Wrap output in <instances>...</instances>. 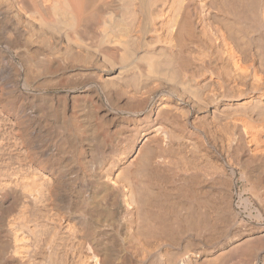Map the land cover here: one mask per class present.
Returning <instances> with one entry per match:
<instances>
[{
    "label": "bare ground",
    "instance_id": "obj_1",
    "mask_svg": "<svg viewBox=\"0 0 264 264\" xmlns=\"http://www.w3.org/2000/svg\"><path fill=\"white\" fill-rule=\"evenodd\" d=\"M1 65L0 264H263V233L189 249L264 183V0H0Z\"/></svg>",
    "mask_w": 264,
    "mask_h": 264
},
{
    "label": "rangeland",
    "instance_id": "obj_2",
    "mask_svg": "<svg viewBox=\"0 0 264 264\" xmlns=\"http://www.w3.org/2000/svg\"><path fill=\"white\" fill-rule=\"evenodd\" d=\"M1 66H0V74H1L0 75V79L3 82L6 83V87H5L6 90L4 89V93H6V95H5L4 98L7 99L8 101H13L15 99L16 95H14V92H13V91H15V87L12 84V82H13L12 75L9 73V70L7 68H5L4 65H1ZM44 72L45 71H42V70L36 72V70H35V74H34V70L31 71L30 76L32 78H30V79H32V81H34V82L38 81L36 84H38L39 86L38 87L36 85L31 86V87L28 88L29 90H27L29 96L30 95H36L38 97L40 95V97L38 98V102L40 101L39 103H43L44 101H49L50 102L52 98H54L55 101L61 99L60 103L62 105H65L70 111H72L73 107H74V103H73L72 98H70V96L73 97V95L77 96L78 94H79L78 96H86V93H84V89H81L79 87H73V86H61V85H58L57 83L59 81V78L56 75L52 76V75H50V74H48L46 72L44 73ZM44 74H47V75H44ZM44 76H46V77H44ZM68 76H70V74ZM37 77L39 79H41V78L42 79L41 80H36V79H38ZM22 78L23 77H21V76L20 77L16 76V81L19 82L18 86H20V87H22V85H23L22 83H24ZM47 86H49V87H47ZM52 86H53V88H52ZM43 94H45V95H43ZM53 94H55V95H53ZM21 100H23L24 103L27 102L26 98H25V100L24 99H21ZM65 100H66V103H65ZM87 109L88 108H85V111H87ZM121 116H122L123 119H126V120H124V122H129V120L131 121L132 119H134L132 117H129L125 113L121 114ZM121 133L122 134H126L127 133V129L124 128V127H121ZM194 137L196 138V140H198V136L197 135H195ZM199 140H201V138H199ZM203 144H204V146L206 148L207 147L208 148L211 147L210 143L207 144L206 142L203 141ZM209 149L212 152V147L209 148ZM78 152H79V150L76 151L75 153H73V151H72V153H68V154L69 155H73V154H77ZM89 152L86 153V155L90 157L91 156V151H89ZM189 173L193 174L194 172L191 171ZM236 177H237L238 180L235 178V180H236L235 182H237V181L238 182H237V185L234 182V184H235L234 186L235 187H233V190H232V192L234 194V200L237 199V195H239L240 193L241 194H245V197L248 198L250 200V202L252 203L253 208L250 207L248 212L245 215H242V216H239V217L236 216L237 218H234L233 223L228 225V227L223 232V235L221 233H219L220 235H218V236L224 237V235H225L223 240L220 237L221 239H218V241H213V244L211 242L207 241V240H204L200 244L197 243L196 245H193L194 247L196 246L195 248H193V246H192V248L194 250L192 248L189 249L192 253H195L196 251H198V253H202V254H205V255L209 254L210 257L213 256L212 258H214V256H217V254H219L222 251L224 246H229V244H234V242L236 243V242L242 241L246 237L251 236V235L252 236H259V234L260 235H262V233L264 234V196H263L264 195V183H263V185L254 188V187H252L249 184V182H247L244 179H242V174L241 173H238V175ZM255 209H257L258 211H255ZM220 225H222L221 222H220ZM234 228H236V229H234ZM220 229H221V226H220ZM228 231H229V233H228ZM219 232H221V231L219 230ZM235 234H237V235H235ZM226 236H227V239H226ZM161 241H162V243H161ZM163 244H164V241L160 240V247L152 249L151 252L154 255H156V254H159V252H161L162 250L163 251L166 250V251H169L170 254H172L171 252H174V254H175V252L178 253V252H181V250H182V252L185 250V249H183V248H185L184 246L180 247L179 244H176V243L171 245V246H163ZM262 263L264 264V259L262 260Z\"/></svg>",
    "mask_w": 264,
    "mask_h": 264
}]
</instances>
